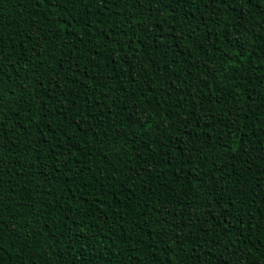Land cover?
<instances>
[{
  "label": "trees",
  "instance_id": "trees-1",
  "mask_svg": "<svg viewBox=\"0 0 264 264\" xmlns=\"http://www.w3.org/2000/svg\"><path fill=\"white\" fill-rule=\"evenodd\" d=\"M0 264H264V0H0Z\"/></svg>",
  "mask_w": 264,
  "mask_h": 264
},
{
  "label": "snow or ice",
  "instance_id": "snow-or-ice-1",
  "mask_svg": "<svg viewBox=\"0 0 264 264\" xmlns=\"http://www.w3.org/2000/svg\"><path fill=\"white\" fill-rule=\"evenodd\" d=\"M85 2L87 3V2H88V0H85ZM149 127H150V125H149ZM232 151H235V149H233Z\"/></svg>",
  "mask_w": 264,
  "mask_h": 264
}]
</instances>
